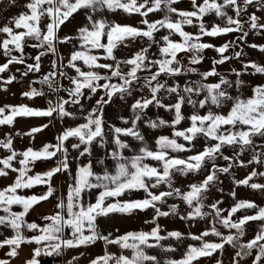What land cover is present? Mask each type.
Segmentation results:
<instances>
[{
	"label": "snow or ice",
	"instance_id": "obj_1",
	"mask_svg": "<svg viewBox=\"0 0 264 264\" xmlns=\"http://www.w3.org/2000/svg\"><path fill=\"white\" fill-rule=\"evenodd\" d=\"M10 2L15 5L16 0ZM188 2V8H180L181 0H27L23 6L26 11L0 25V55L4 57L0 91L7 92L14 81L23 83L30 75L39 76L28 81L21 95L46 102L43 107L4 103L0 106V128H13L17 118L47 121L26 132L10 131L0 137V150L5 153L0 155V178H11L0 187V250L7 248L0 264H11L25 246L34 245L23 264H40L42 255L61 257L67 250L98 242H102V254L88 264H200L201 259L225 264L229 248L227 264H246L249 260L250 264H264V206L239 198L237 193V188L244 186L264 195V182L257 179H264V170H260L264 169V83L250 85L243 78L264 76V63L244 59L246 38L253 33L264 36V0ZM105 10L138 14L141 19L133 25L102 15L97 18ZM81 11L84 22L74 34L61 36L62 27ZM157 12L163 15L148 19ZM213 15L218 23L206 20ZM185 26L197 30L190 32ZM232 33L237 34L234 40L220 45L210 42ZM137 40L145 43L131 55H116ZM29 44L38 52L31 63L24 56ZM62 45H70L67 55L61 54ZM247 47L264 53V44ZM208 49L217 56L210 58L208 69L201 70L198 66ZM48 55L53 59L45 73L42 58ZM185 56L187 64L183 62ZM233 60L240 68L221 70ZM12 65L23 66V70L16 69L19 79L11 72ZM246 86L249 95L242 91ZM135 93L140 95L128 105L130 115L118 116L121 124L106 119L107 107L116 99L127 104ZM149 108L163 109L171 119L158 113L150 117ZM186 108L190 109L187 114ZM67 120L74 123L66 124ZM77 120L81 122L75 123ZM57 122L62 127L54 135L55 143L44 142L39 148L31 143L23 149L15 147L16 137L35 141ZM182 122L186 126H181ZM141 125L150 130L167 127L171 132L156 136L153 147ZM198 141H203L199 148ZM134 142H138L135 147ZM50 160L53 166L30 174L37 162ZM249 168L246 175L237 177L238 170ZM65 175L66 193L57 195L54 178ZM190 176L202 178L178 184L180 178ZM222 177L230 182L227 192ZM37 185L46 189L33 192ZM141 191L143 198L125 199ZM225 195L232 201L227 207H223ZM50 199L54 201L52 209L37 214L41 222L26 219ZM165 207L167 210H162ZM148 209L153 211L151 219L144 221L153 225L148 230L121 233L116 228L105 232L100 226L101 220ZM170 216L188 222L189 229L193 222L208 223L198 233L167 230L159 219ZM251 222L258 227L245 240ZM185 239L197 243L188 244L178 259L162 261L148 251L159 248L165 253L175 252V247L163 242ZM110 246H117L119 252H111ZM84 255L79 252L66 264H79Z\"/></svg>",
	"mask_w": 264,
	"mask_h": 264
},
{
	"label": "rangeland",
	"instance_id": "obj_2",
	"mask_svg": "<svg viewBox=\"0 0 264 264\" xmlns=\"http://www.w3.org/2000/svg\"><path fill=\"white\" fill-rule=\"evenodd\" d=\"M180 8H188L189 2L188 0H181V3L179 5H177ZM24 10L22 11H26L25 8H23ZM21 12V11H19ZM19 12H14L13 14H11L10 16H8L6 18V22L9 19H11L13 16L17 15ZM231 14V13H230ZM260 13H258L259 15ZM102 14H98L97 18H99ZM163 15V13L157 12L154 14H150L148 19L150 20H155L160 18ZM104 17V16H103ZM105 18H107L108 20H117L119 22L122 23H130L133 25H136L139 20L141 19V17L138 14H132V15H128L126 13H121L120 16L116 17V18H110L105 16ZM206 20L208 21H214V22H219L218 18H216L214 15L213 16H208L206 17ZM3 21V20H2ZM84 22V13H79L78 15H76L75 19L72 20L70 23H67L65 26L62 27V30L60 32V35L63 36L65 34H74L75 30L77 27H79L82 23ZM2 22V24H4ZM185 30L190 31V32H195L197 29L192 27V26H185ZM163 32H161L160 34L157 35V39H159V35H162ZM237 34L236 33H232L220 38H211L210 42L216 45H220L226 41L229 40H234L236 38ZM178 38V37H175ZM208 39V38H205ZM247 44H251V43H257V44H264V36H257L254 33L250 34L247 38ZM144 41H139L137 40L134 44L130 45L129 48L126 49H121L119 51L116 52V55L118 57H126L131 55L132 52L136 51L142 44H144ZM247 44L244 45V51L247 53V55L245 56V60H255L258 63H264V53H260L257 49H251L247 47ZM70 50V45H62L60 46V52L63 55H67V53ZM234 50H239V48H236ZM151 51L154 53L156 51V48L153 47L151 49ZM38 52L36 49H33L31 47V45H27L25 48V52H24V56L27 58V61L29 63L32 62V57H34L35 55H37ZM205 55V60L198 66L201 70H206L211 66V61L210 58L211 57H215L217 56V54L215 53V51L208 49L205 50L204 52ZM43 59V70L46 73L49 67V63L50 61L53 59V57L51 55H48ZM4 62V57L2 55H0V63ZM183 62L185 64H187V57H183ZM11 67V72L13 74H15L18 79H19V73L16 72L17 68H21V70H23V66L21 65H12ZM230 67H236V68H240V64L238 61L233 60L231 65H229L228 63H226L224 66H222L221 70L225 71L227 69H229ZM5 77L7 75H9V73H4L3 74ZM38 76L33 77V76H29L27 79H25L23 81V83L14 81L11 85L8 86V91H0V106H2L4 103H9V104H28L30 106H36V107H43L45 106V99L44 98H33L31 100H29L28 98H25L21 95V92L26 90L28 87V81L32 80V79H36ZM192 79H195V76L191 77ZM234 78V77H233ZM245 79V81L247 82V84L250 85H255L258 83H264V76L257 74L255 76H251V75H245L243 77ZM183 77L180 78V82L183 83ZM64 84H67V80L62 81ZM169 83L171 84L172 81L169 80ZM35 87L39 88V86L36 84ZM100 91V94H102V90H98ZM242 91L246 94L249 95L250 94V88L249 87H245L244 89H242ZM145 94H146V90H145ZM60 95H65V93L61 92ZM140 93H135L134 96L132 98H129L127 101V104H124L123 102H121L119 99H116V101L110 106L106 108V119H108L111 122L117 123V124H121V122L118 120V116L123 115L124 117H128L130 115V111L128 108V105H130L133 100L139 96ZM165 102H168L167 99ZM95 103V98L91 101V104ZM85 104L88 105L89 107L91 106V104H89L88 101H85ZM148 115L150 117L155 118L156 114L158 113L161 117L165 118V119H171V116L166 113L163 109L157 110L154 108H149L148 110ZM190 111V109H185L186 114ZM78 115H80L78 113ZM21 121L24 123L25 127H29V123L30 125H36V123L38 125L46 123V119H40V118H22ZM81 122L80 120L75 121V123H79ZM28 123V124H27ZM66 124H72L74 123L72 120H67L65 121ZM181 126H186L185 122H182ZM62 127L60 122H57L55 124V127L52 128L50 127L49 129L45 130L44 132H42L41 134L36 136L35 141H31V144H33L34 146H38L39 143L42 142V144L44 142H49L46 141L47 140V135L51 134V141L52 143H55L54 140V135L55 133ZM141 128L146 136L147 142L149 143L150 146L154 147V139L156 136L160 135V134H170L171 129L165 127L162 129H158V130H150L148 129L146 126L141 125ZM27 130V129H26ZM49 133V134H47ZM130 140V138H128ZM131 142V140H130ZM203 143V141H198L197 142V147L199 148L200 145ZM138 144V142H134L133 146L135 147ZM97 155H100V151L97 150L96 152ZM229 155H231V153H228ZM73 156L76 155L75 152L72 153ZM181 155H188V153H182ZM245 159L249 158L247 156V154L244 157ZM82 159H87L82 158ZM77 162H73V169H75ZM220 163H223V161H220ZM109 166H111V161H108ZM253 167H255V165H253ZM251 169H240L237 171V177L238 178H242L244 175L247 174L248 171H250ZM260 170H264V169H260ZM202 176H190L188 178H180L178 180V184H186L192 180H199L201 179ZM224 179V188L225 191L227 192L229 190V188L231 187L229 180H227L226 178ZM259 182H264V179H259L257 178ZM68 181V177L65 175L63 176V182H64V190L62 191V193H66V182ZM61 193V194H62ZM237 193H238V197L239 198H246V199H251L253 201H255L258 205L260 206H264V195H261V193L258 190H252L250 188L244 187V186H240L239 188H237ZM144 193L141 192H133L130 193L128 195L125 196V199L127 198H143ZM225 200V204L223 205V207H227L232 201L228 196H224L223 197ZM173 201L170 199L169 203H172ZM211 202V201H209ZM162 210H167V208H163ZM184 210V206H181V211L183 213ZM243 214V212L241 213ZM251 214V213H249ZM153 215V211L151 209L145 210L143 212H136L134 215L131 216H113L107 220H101L100 221V226L102 228V230H104L105 232L107 231H113L116 228H119L120 232L123 233L125 231L128 230H140V229H144V230H148L150 229L153 225L151 224H145L144 221L145 220H150L151 217ZM159 223L161 224V226L167 230H172V229H179L182 232L187 233L189 230H191L192 232H196L198 233L199 231H201L205 225L208 223L207 220L202 221V222H193L191 229H189L188 226V222L186 221H182L180 220L178 217H163L159 219ZM217 227H220L219 225H217ZM258 225L256 222H251L249 223V225L247 226V235L243 238L245 240L250 239L252 237V235L254 234L255 230L257 229ZM220 230L222 232H227L226 229H223L222 227H220ZM209 239H213L212 237H209ZM165 244V246H167L168 244H171L173 247L176 248L175 252H169V253H165L163 252L161 249L159 248H155V249H149V253L150 254H154L157 255L162 261L166 258H175L178 259L180 258L187 245L190 243H197L195 241H192L191 239H185L183 242H178V241H173V240H168V241H164L163 242ZM109 250L111 252H119V249L117 246H110ZM79 252H84L85 255L81 256L79 259V264H88V261L91 258H94V256L102 254V242H98L96 245L94 246H89L88 248H84L81 247L79 249L76 250H67L63 256L61 257H56V256H49L48 258H45L44 255H42L43 259L47 262H49V264H66V261L71 259V257L73 255H78ZM128 254V253H126ZM231 254V249H228V252L225 255V264H227V257L228 255ZM55 260H60V263H55ZM200 264H211V261H209L208 259H201ZM246 264H250V260L246 262Z\"/></svg>",
	"mask_w": 264,
	"mask_h": 264
},
{
	"label": "crops",
	"instance_id": "obj_3",
	"mask_svg": "<svg viewBox=\"0 0 264 264\" xmlns=\"http://www.w3.org/2000/svg\"><path fill=\"white\" fill-rule=\"evenodd\" d=\"M27 2V0H16V3L15 5L11 4L10 0H0V25H3L2 22H6V18L8 16H10L11 14H13L15 11L16 12H19V11H22L24 10L23 6L24 4ZM80 13H84L83 11H81ZM121 13H123V11H120L118 10L117 12L115 13H111V12H108L107 10H105L103 13H100L102 14V16H107L110 18H116L118 16L121 15ZM99 14V15H100ZM3 20V21H2ZM22 118H17L16 122H15V125L13 128H8V127H3V128H0V137H3V134L5 132H13L15 133L16 131H20V132H26L29 130L30 127L32 126H36L38 125L36 123V125H30V123L28 124L29 127H25L24 123L21 121ZM27 129V130H26ZM41 134V133H40ZM49 134V133H47ZM39 135V134H38ZM47 140H49V142L51 141V134L47 135ZM31 143V140L29 137L27 136H22V137H16L15 140H14V144H15V147L17 149H23L25 148L26 146H28L29 144ZM42 146V142L39 143L38 146H35L36 148H39ZM4 151L3 150H0V155H4ZM54 165V161L53 160H50V161H45V162H37V164L35 165L34 169H33V172L30 173V174H34L35 172H41L51 166ZM19 166V165H17ZM15 173L12 174V176H14ZM11 182V178L9 179H3V178H0V187H3L5 186L7 183H10ZM54 183L56 184L57 188H58V192H57V195H60L62 193V191L64 190V182H63V176H57L54 178ZM46 189V186L44 185H37L35 186V188L32 190L33 192H42L43 190ZM25 192H28L29 190H24ZM29 194H31V192H29ZM53 203L54 201L52 199H50L48 202L46 203H41L35 211H33L29 216L26 217V219L28 221H33V220H36L38 223L41 222L39 220H37V214L38 213H48L52 207H53ZM18 210V209H17ZM0 214H3L2 212H0ZM10 234V233H9ZM3 237H0V239H2ZM34 247V245L32 246H25L23 247L21 250H20V255L18 258L14 259L11 261V264H23L24 260L30 258V255H31V248ZM7 251V248L3 249V250H0V258L4 257V253ZM40 264H49V262L45 261L43 259V257L41 256L40 258Z\"/></svg>",
	"mask_w": 264,
	"mask_h": 264
},
{
	"label": "built area",
	"instance_id": "obj_4",
	"mask_svg": "<svg viewBox=\"0 0 264 264\" xmlns=\"http://www.w3.org/2000/svg\"><path fill=\"white\" fill-rule=\"evenodd\" d=\"M40 77L38 76L36 79H39ZM39 87H40V85L39 84H37ZM45 258H48L49 256H44ZM55 263H60V260H55Z\"/></svg>",
	"mask_w": 264,
	"mask_h": 264
}]
</instances>
